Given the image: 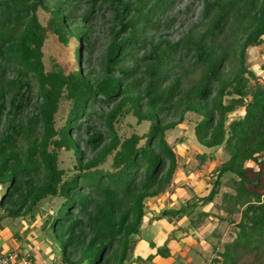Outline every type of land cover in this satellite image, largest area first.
I'll return each mask as SVG.
<instances>
[{"label":"trees","instance_id":"16d2710c","mask_svg":"<svg viewBox=\"0 0 264 264\" xmlns=\"http://www.w3.org/2000/svg\"><path fill=\"white\" fill-rule=\"evenodd\" d=\"M100 1L113 6L117 30L90 78L80 60L90 46L89 31L77 25L74 2L0 0V222L32 221L41 201L58 197L48 218L60 242L55 264H126L145 201L168 190L177 168L165 132L191 112L199 116L191 127L201 146L195 158L212 180L205 195L164 208L158 217L184 216L192 228L208 214L201 208L219 195L217 210L224 216H212L217 224H231L233 238L221 242L213 226L205 264H237L241 253L259 252L264 197L246 177L251 169L245 163H264V62L258 76L246 49L264 45V0H200L199 20L173 43L159 31L170 24L160 17L175 0ZM39 11L49 16L44 26ZM47 33L66 45L74 39L70 73L56 64L44 69ZM63 102L67 112L55 128ZM125 115L145 123V132L119 138L113 124ZM214 148L224 152L217 166ZM59 149L74 155L72 171L58 167ZM172 238L170 233L144 261L168 258Z\"/></svg>","mask_w":264,"mask_h":264},{"label":"rangeland","instance_id":"374dc122","mask_svg":"<svg viewBox=\"0 0 264 264\" xmlns=\"http://www.w3.org/2000/svg\"><path fill=\"white\" fill-rule=\"evenodd\" d=\"M67 1L74 2V4L76 5V20L79 21L77 25L80 27H86L89 31L88 38L90 46L81 52L80 60L82 69L86 71L89 70L90 74H88V76H90V78H94L96 73L100 70L99 62L101 61L103 50L110 39L111 33L114 31V29H116L114 25L115 21H113L112 17L113 6L111 7L110 4H108L107 2H101L100 0H95L93 4H90L91 0ZM173 3V6L160 17L161 21L170 22V24H168L167 29L165 28L161 32L159 31V34L162 35V37L165 38L166 41L169 43L177 41V39L182 33L188 30L193 24H196V22L200 18L199 13L201 10L200 0H175ZM37 16L39 22L44 26L49 16L40 11L37 13ZM82 16L86 17V19L83 21L81 19ZM73 48H75L74 39H71L66 45L60 43L53 34L47 33L42 46V61L44 69L49 70L52 64H56L63 69L65 74L70 73L76 66V59L73 55ZM246 51L247 64L257 72L258 76H260L262 71L259 65L264 62V45L250 46L246 49ZM66 112L67 105H65V102H63L61 104L60 110L55 116V128H59V125L63 123ZM237 114L238 111L228 114L225 122L227 123ZM198 119L199 116H196L191 112H186L184 113L182 121L175 125L173 127V130L165 132L166 142L172 147V150H174V152L177 154V168L175 173L171 177V186L174 185L175 187H179L180 189L183 188L182 190L185 192L191 190V192H195V194L199 193H196L199 187L196 186L199 177H203L204 180H206L205 177L209 178V181L207 183V190L209 189V182L212 180V178L208 176L209 173L207 174L208 171H205V169L209 170V168L204 167V169L203 167H198V160L195 158V155L198 154V151L201 146L197 144L194 140L191 127L193 123L198 121ZM113 127L116 130V134L121 139L123 138V136H127L132 132L140 134L145 132L146 130L145 123H135V119L131 115H125L124 117H122L121 120H119L118 123L113 124ZM178 138H184V140L177 142ZM219 149L220 148L211 149L215 157L213 164L216 166L222 161L224 155V152L220 151ZM204 150L207 151V149ZM109 160L110 157L108 156L101 166L105 168L108 167ZM258 161L261 163V168H259L255 163H252L250 161L245 163V167H250L251 169L246 174V177L254 182L255 185L253 188L260 195V197H264V163L260 159H258ZM74 163V155H72L69 151H65L63 149L58 150L59 168H63L66 170L68 169L69 171H72L71 169ZM205 163L206 165H208V160H205ZM182 169H189V172L187 174H178L177 172L183 171ZM258 170L259 172H257ZM170 187L167 191L170 190ZM224 190L225 189H223L222 191ZM195 194L194 196H196ZM190 196L193 195L189 194V197ZM219 199V195L215 197L214 202L216 203V205L214 202H212L207 203L203 206L202 209L204 211H207L208 214L203 215L200 220H198L197 223L194 224L192 228H195V231L191 232L190 236L186 238V242H188L186 243L187 246L185 249L183 248L182 250H180L179 254L181 255H177V257L181 258L183 256L182 254L186 253V259L189 256H192V259L189 261V263L191 262L192 264H198V262L201 261V258H195V254L193 252L195 250L196 253L198 252L200 244H192V247L188 244H190V242L193 243L192 238H195V240L199 243L201 242L202 245V241L204 240L206 234L205 231L211 230L213 226L217 228V231L220 234L221 242L230 241L233 238L234 229L230 228L231 224H217L218 222H216V219L212 216L214 214H217L222 217L224 216L223 212L217 210V206L220 205ZM60 202L61 198L58 197H51L41 201L37 206L32 221H30V219H28L27 217H23L13 220L11 222H1L0 225L8 229V236H13V238L16 239V242H20L19 244H22L24 246V249L28 251L26 253L29 255V259H33L32 256L35 254L33 251H36L38 254L41 253L40 251H42L44 254H49L50 252L53 256L59 258L60 242L58 238L53 236L52 230L48 229V218L50 213H52V211H54L58 207ZM152 202L156 204V206L158 205V201L153 200ZM162 203L167 204L164 199H162ZM197 211H200V207H197L194 210V214ZM194 217L195 216H193L192 219H194ZM154 218L161 219L160 217H158V215ZM232 218L236 220L238 218V214H235ZM188 222H186L182 227L176 225L179 230V233H182L184 231L187 232V227L184 228V226H186ZM134 242L135 241L131 242V248L134 246ZM37 248L39 250H36ZM45 249H49V252H47ZM208 249L206 248L203 251H201V249L199 250V253H201L202 257H207L209 255ZM14 253H17V250ZM263 259L264 248L257 253H241V256H239L237 259V264H248L251 261L259 263L263 261ZM53 260L52 263L50 262L51 264H55Z\"/></svg>","mask_w":264,"mask_h":264},{"label":"crops","instance_id":"0c3cea01","mask_svg":"<svg viewBox=\"0 0 264 264\" xmlns=\"http://www.w3.org/2000/svg\"><path fill=\"white\" fill-rule=\"evenodd\" d=\"M207 164H209V162ZM205 171L207 172L208 170L205 169ZM188 172H189V169H185L177 173L187 174ZM178 174H175V175H178ZM205 178L206 180H204L203 177H199V180L196 183V186H199L196 191V193L199 192L197 194H195L194 191H193L194 193H192L191 190L188 192H185L182 190L183 188L180 189L179 187H175L173 185L170 187L169 191L164 190L158 195L151 197L145 201L144 204L146 205V214L144 215L141 224L138 225L139 230L136 235L135 242L133 243L134 246L130 249L131 256L126 264H190L191 263V262L189 263V261L192 259V256H189L186 259V256H185L186 253L185 254L183 253L182 254L183 256L181 258L177 257V255H181L179 254L180 250H182L183 248L185 249L187 246L186 243L188 242H186V238L190 236L191 232L195 231V228H191L190 226L186 228L184 226V228H186L188 233L186 231L179 233L177 226L182 227L186 222H188L187 221L188 219L185 218L184 216L175 217L174 219H171V220L166 219V218L165 219L164 218L155 219L154 217L159 215V212L164 208H167L170 210L177 209L180 206V204H182L181 202L189 197V194L191 195L195 194L196 197L205 195L208 191L207 183L209 181L208 177H205ZM199 190H202V191H199ZM162 199H164L167 202V204L162 203ZM153 200L158 201L157 206L156 204L152 202ZM178 220H179V223H178ZM8 232L9 231L6 227L4 226L2 227L0 225V250L1 251L9 250V251H14V252H16L17 250L18 254L17 253L14 254L16 258L13 264H51L52 263L54 256L49 252L50 248L47 250L45 249L47 252H49V254L48 253L44 254L42 251H40L41 253L38 254L36 251H33L35 253L32 256L33 259H29V255L26 253L28 251L24 249V246L22 244H19L20 242H16V239L13 238V236H8ZM209 232L210 230L205 231L206 234H205L204 240L202 241L203 242L202 245H201V242L199 243L198 241L195 240V238H192L193 243L190 242V244L188 245L192 247L193 246L192 244H197V245L200 244L199 250L201 249V251H203L206 248L208 249V245L206 244L205 239ZM170 233H172L173 238L170 240V242L167 245V248H168L167 251H168L169 257L168 258L167 257H155L150 262H145L144 260L146 259V257L152 254L154 252V249L158 245H160L161 241L166 236H169ZM36 250H39V249L37 248ZM199 250L197 253L195 252L196 250L193 252L195 254L194 257L197 259L201 258V261L198 262V264H205V261H207L208 257H210V253L207 257H202L201 253H199ZM136 257H138V259Z\"/></svg>","mask_w":264,"mask_h":264},{"label":"built area","instance_id":"2783aa9c","mask_svg":"<svg viewBox=\"0 0 264 264\" xmlns=\"http://www.w3.org/2000/svg\"><path fill=\"white\" fill-rule=\"evenodd\" d=\"M14 251H1L0 250V264H13L16 256Z\"/></svg>","mask_w":264,"mask_h":264}]
</instances>
